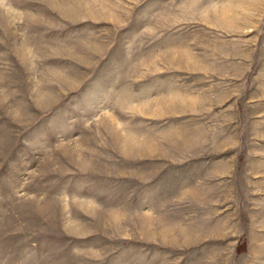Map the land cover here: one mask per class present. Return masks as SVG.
Listing matches in <instances>:
<instances>
[{"label": "rangeland", "instance_id": "1", "mask_svg": "<svg viewBox=\"0 0 264 264\" xmlns=\"http://www.w3.org/2000/svg\"><path fill=\"white\" fill-rule=\"evenodd\" d=\"M0 264H264V0H0Z\"/></svg>", "mask_w": 264, "mask_h": 264}, {"label": "crops", "instance_id": "2", "mask_svg": "<svg viewBox=\"0 0 264 264\" xmlns=\"http://www.w3.org/2000/svg\"><path fill=\"white\" fill-rule=\"evenodd\" d=\"M231 171V168L229 167V165L225 166L224 168H222L221 172H223L222 175L224 176H227L226 173H230ZM231 174V173H230ZM212 176V175H210ZM213 177V176H212ZM226 180V179H225ZM225 183V181L223 182ZM217 184H220V183H217ZM224 185V184H223ZM221 186V185H220ZM233 186V189L230 193L228 194H223L219 197V202H222V203H225V204H229L227 206H225V211L227 209L230 208V204H233V212L235 213L236 212V184L232 185ZM236 223V221L234 222Z\"/></svg>", "mask_w": 264, "mask_h": 264}]
</instances>
